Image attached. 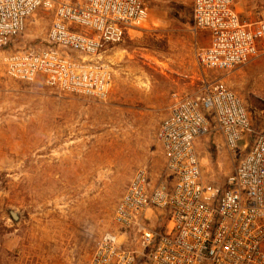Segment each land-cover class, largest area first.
Listing matches in <instances>:
<instances>
[{
    "label": "built area",
    "instance_id": "1",
    "mask_svg": "<svg viewBox=\"0 0 264 264\" xmlns=\"http://www.w3.org/2000/svg\"><path fill=\"white\" fill-rule=\"evenodd\" d=\"M148 10L145 0H0L6 74L104 99L112 87L104 54L142 28ZM38 12L50 16L41 45L10 51ZM191 21V34L206 36L195 47L202 68L229 74L264 55V13L192 0ZM208 137L233 164L222 184L202 172L197 144ZM155 139L159 168L133 173L87 264H264V128L242 99L216 80L173 92Z\"/></svg>",
    "mask_w": 264,
    "mask_h": 264
},
{
    "label": "rangeland",
    "instance_id": "2",
    "mask_svg": "<svg viewBox=\"0 0 264 264\" xmlns=\"http://www.w3.org/2000/svg\"><path fill=\"white\" fill-rule=\"evenodd\" d=\"M145 2L142 28L104 54L112 69L104 99L13 79L0 52V264H87L133 173L159 168L155 135L173 92L220 81L264 128V55L229 74L202 68L195 47L206 36L190 32L192 0ZM235 6L264 13V0ZM49 27L50 16L38 12L10 51L40 46ZM214 141L199 140L198 152L204 177L222 184L233 164Z\"/></svg>",
    "mask_w": 264,
    "mask_h": 264
},
{
    "label": "water",
    "instance_id": "3",
    "mask_svg": "<svg viewBox=\"0 0 264 264\" xmlns=\"http://www.w3.org/2000/svg\"><path fill=\"white\" fill-rule=\"evenodd\" d=\"M10 216H11V218L13 219V220H18L19 219V217H18V214L17 213H15V212H10Z\"/></svg>",
    "mask_w": 264,
    "mask_h": 264
}]
</instances>
